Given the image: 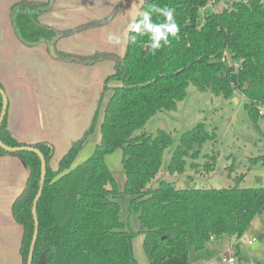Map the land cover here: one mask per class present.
Returning <instances> with one entry per match:
<instances>
[{
	"label": "trees",
	"instance_id": "trees-1",
	"mask_svg": "<svg viewBox=\"0 0 264 264\" xmlns=\"http://www.w3.org/2000/svg\"><path fill=\"white\" fill-rule=\"evenodd\" d=\"M225 1L226 6L210 9L209 0H144L128 32L124 55H79L56 50L58 58L69 62L87 65L109 58L115 62L114 72L106 78L105 91L112 82L118 85L111 87L101 138L89 158L79 164L72 167L99 124L104 94L91 125L72 142L56 170L50 165L55 154L53 145L20 143L8 128L7 111L0 131L2 141L14 147L34 146L44 153L47 162L32 264H133L132 240L139 232L120 217L117 199L122 193L131 197L130 209L143 226L140 233L145 234L144 249L150 264H193L192 249L198 264H204L219 253L209 246L211 241L226 236L242 238L262 215L264 186L242 187L240 178L234 179V186L224 188L192 184L179 187L178 180H159L157 187L150 186L175 138L163 128L135 134L156 113L177 110L194 84L201 92L211 91L226 98L240 93L247 100V114L264 135L260 124L264 119V0ZM53 4L51 0H19L12 5L10 19L25 45L56 46L60 38L74 31L108 23L121 6L82 28L61 31L40 18ZM155 8L174 10L179 29L175 37L167 31L168 17ZM157 28L159 32L153 31ZM152 44L160 47L154 49ZM2 101L0 94V113ZM217 138L216 128L206 123L190 128L174 147L169 172L186 173L190 159L192 167L198 166L194 160L201 156L203 145ZM117 149L123 150L124 192L106 161V156ZM6 154L20 157L29 169L26 187L13 206V216L24 229L20 252L23 264H27L35 229L33 201L40 189L41 158L35 152H8L0 147V156ZM216 162V154L209 155L205 169L214 170ZM250 163L264 167V153L252 157Z\"/></svg>",
	"mask_w": 264,
	"mask_h": 264
},
{
	"label": "crops",
	"instance_id": "crops-1",
	"mask_svg": "<svg viewBox=\"0 0 264 264\" xmlns=\"http://www.w3.org/2000/svg\"><path fill=\"white\" fill-rule=\"evenodd\" d=\"M18 1L0 0V84L4 86L8 97L7 120L12 136L20 143H51L55 154L50 165L56 170L72 142L81 138L91 125L104 94L99 124L73 162V167L83 160V155L86 156L84 153L89 149V144L94 148L101 138V124L112 94L111 87L118 85L112 82L109 84L110 89L105 91L106 78L114 72L115 62L110 58L87 65L69 62L54 57L46 43L32 47L25 45L15 34L10 19L11 7ZM53 1L52 9L41 14L40 18L43 23L61 31L82 28L88 23L101 20L121 5L108 23L74 31L60 38L55 46L60 52L79 55L109 52L119 56L126 51L128 32L144 2ZM28 177L29 169L23 159L10 154L0 156V264H23L20 251L24 229L13 216V206L26 187ZM254 227L261 231L259 226ZM226 238L209 243L210 247L219 251L218 257H213L214 262L220 260L226 249H229L230 245H225ZM231 238L239 240L237 237ZM232 245L239 249L237 253L240 257V243ZM256 259L261 262V257ZM211 260L204 264L211 263Z\"/></svg>",
	"mask_w": 264,
	"mask_h": 264
},
{
	"label": "rangeland",
	"instance_id": "rangeland-1",
	"mask_svg": "<svg viewBox=\"0 0 264 264\" xmlns=\"http://www.w3.org/2000/svg\"><path fill=\"white\" fill-rule=\"evenodd\" d=\"M220 6H226V3H220ZM185 98L179 103L177 110L158 112L149 119L145 126L135 131V134L139 135L141 132L155 133L158 128H163L171 132L175 138L173 145L165 151L162 168L150 186L157 187L159 180H178L179 187H187L192 184L200 188H224L234 186L236 184L234 179L236 178L241 179L240 186L242 187L264 186V167L261 164L253 166L250 163L252 157L264 153V135L247 114L245 108L246 98L240 93H235L231 98H226L216 96L211 91L201 92L194 84L189 86ZM201 122L206 123L209 127H215L218 131V138L214 141H207L203 145L201 156L194 160L198 166L192 167L190 165L192 159H190L188 160L189 166L186 173L171 174L168 163L172 157L174 147L186 131ZM260 124L262 130H264V119L260 121ZM244 135L252 136L254 138L253 142L245 141ZM88 148L84 153L86 156L83 155V160L80 162L89 158L94 152L91 144ZM215 154L217 156L216 168L208 171V169H205L204 164L209 159V155L213 156ZM122 160L123 150L121 149H117L106 156L107 164L115 173L120 191L124 192L126 176L122 167ZM231 167L233 170H231ZM258 178H261L262 181H259ZM130 198L128 194L122 193L117 201L121 205L120 217L122 220H129L133 229L139 232L132 240L133 264H150L148 254L144 249L145 234L140 233L143 226L137 217V213L130 209ZM261 217L259 215L254 220L251 228L239 239L240 241L227 236L225 245H230V250L226 249L224 257L235 255L238 252L239 249L232 245V243L236 244L238 242L241 248L240 264L255 263L257 257H261L260 264H264V239L252 245L248 243L249 239L261 232L255 229L254 226H259V229L264 230ZM218 255L219 253L214 258L216 259ZM214 258L210 259L211 263L209 264H224L221 259L214 262ZM191 260L192 263L196 261L194 249L191 251Z\"/></svg>",
	"mask_w": 264,
	"mask_h": 264
},
{
	"label": "water",
	"instance_id": "water-1",
	"mask_svg": "<svg viewBox=\"0 0 264 264\" xmlns=\"http://www.w3.org/2000/svg\"><path fill=\"white\" fill-rule=\"evenodd\" d=\"M53 1V0H51ZM50 51L52 52V55L54 57H57V51H56V48H55V45L53 44L51 47H50ZM0 94L2 95V103H3V107H2V111L0 113V131H1V128H2V125H3V122H4V117L8 111V108H9V103H8V97H7V93L5 91L4 88H2L0 86ZM244 140L245 141H248V142H253L254 138L252 136H247V135H244L243 136ZM0 147L8 152H22V151H31V152H35L38 156H40L41 158V169H42V174H41V179H40V189L38 191V194L36 195L34 201H33V218L35 220V229H34V233H33V240H32V243H31V246H30V250H29V257H28V262L27 264H32L33 263V259H34V249H35V246L37 244V241H38V234H39V227H40V221L38 219V201L40 200V197L42 195V192H43V189H44V183H45V179H46V173H47V162H46V158H45V155L44 153L34 147V146H31V145H22V146H10L6 143H4L2 141V138L0 136ZM259 181H262L260 178H258Z\"/></svg>",
	"mask_w": 264,
	"mask_h": 264
},
{
	"label": "built area",
	"instance_id": "built-area-1",
	"mask_svg": "<svg viewBox=\"0 0 264 264\" xmlns=\"http://www.w3.org/2000/svg\"><path fill=\"white\" fill-rule=\"evenodd\" d=\"M220 3H226L225 0H209V3L207 5V8H211V9H215L217 5H219ZM263 112V111H261ZM264 216V211L262 213V218ZM263 224H264V218H263ZM214 237H212L213 239ZM262 239H264V230H261V232H259V235H255L253 238L249 239L248 243L249 245H252L256 242L261 241ZM239 256L238 254L235 255H229V256H222L221 257V261L224 264H240L239 261ZM193 264H198V263H193ZM251 264H259V262H255V263H251Z\"/></svg>",
	"mask_w": 264,
	"mask_h": 264
},
{
	"label": "clouds",
	"instance_id": "clouds-1",
	"mask_svg": "<svg viewBox=\"0 0 264 264\" xmlns=\"http://www.w3.org/2000/svg\"><path fill=\"white\" fill-rule=\"evenodd\" d=\"M157 12H163L164 15H166L168 17V20L170 21L169 25L167 26V31L169 33L172 34L173 37H175L179 31L178 26L176 25V23L174 22L173 19V13L174 10L173 9H160V8H155L154 9ZM153 31L159 32V29H153ZM166 43H168V41H166ZM152 47L155 48H159L160 46L158 44H152Z\"/></svg>",
	"mask_w": 264,
	"mask_h": 264
}]
</instances>
